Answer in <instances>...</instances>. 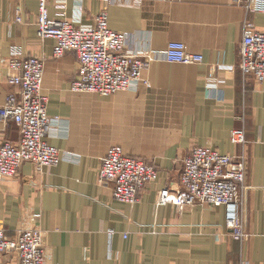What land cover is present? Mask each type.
<instances>
[{"label": "crops", "instance_id": "obj_1", "mask_svg": "<svg viewBox=\"0 0 264 264\" xmlns=\"http://www.w3.org/2000/svg\"><path fill=\"white\" fill-rule=\"evenodd\" d=\"M84 6L86 22L104 8ZM49 8L53 15V0ZM108 11L110 27L131 34L129 46L163 52L182 41L204 61L162 58L143 71L151 86L107 98L76 93L77 55L55 58V41L37 36L38 0H0V107L16 90L9 81L11 52L43 57L53 128L47 139L77 161L41 171L26 162L17 176L0 177V227L8 236L40 227L47 264H264V82L244 77L239 67L244 21L264 30V13L249 12L244 0H114ZM236 128L246 130L245 145L231 142ZM19 138L14 123L0 120V145ZM195 145L247 157L241 216L248 239L233 238L223 205L180 213L173 204H158L161 189L179 185L182 160ZM112 146L159 171L135 205L115 200L112 186L99 181ZM0 264H18L16 254L0 253Z\"/></svg>", "mask_w": 264, "mask_h": 264}, {"label": "built area", "instance_id": "obj_2", "mask_svg": "<svg viewBox=\"0 0 264 264\" xmlns=\"http://www.w3.org/2000/svg\"><path fill=\"white\" fill-rule=\"evenodd\" d=\"M51 0H38L37 36L53 39V56L63 57L74 52L78 59V78L71 90L109 97L119 92L137 91L141 84L151 86L143 78V71L162 58L172 63L199 64L201 53L189 52L182 41H171L165 51L159 52L148 44L140 48L129 46L131 34L110 27L108 8L114 0H53L55 13H50ZM134 5L144 2L170 0H130ZM242 2L243 0H237ZM251 13H264V0H244ZM86 2H101L104 8L92 22H86ZM21 15L16 21L22 22ZM10 83L16 90L10 92L0 107V120L14 123L20 138L0 145V177H14L26 162L37 170L74 162L70 151L51 144L52 118L49 115V97L43 92L45 59L13 50L8 59ZM217 65V69H225ZM239 67L244 77L264 82V30L251 20L244 21L240 47ZM234 145L247 143L246 130L232 131ZM247 157L245 154L221 153L207 145H195L182 160L179 185L161 189L158 204L175 205L178 212L194 205L225 206L227 228L237 241L248 239L241 216L246 188ZM159 179L157 167L142 158L126 154L120 146L110 147L99 170V181L111 185L115 200L135 205L143 188ZM36 217H39L37 215ZM115 233L111 231V234ZM126 233L124 237H126ZM0 253H15L18 264H47L48 254L44 231L37 226L19 228L8 236L0 227Z\"/></svg>", "mask_w": 264, "mask_h": 264}, {"label": "rangeland", "instance_id": "obj_3", "mask_svg": "<svg viewBox=\"0 0 264 264\" xmlns=\"http://www.w3.org/2000/svg\"><path fill=\"white\" fill-rule=\"evenodd\" d=\"M96 95V94H95ZM111 96H113V95H111ZM111 96H109V97H111ZM101 98H104V97H101ZM105 98H107V97H105ZM139 158V157H138ZM247 185V183L245 182V186Z\"/></svg>", "mask_w": 264, "mask_h": 264}]
</instances>
